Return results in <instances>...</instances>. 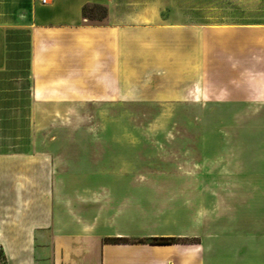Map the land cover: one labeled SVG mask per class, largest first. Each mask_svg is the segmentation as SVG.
<instances>
[{"label": "crops", "instance_id": "0c3cea01", "mask_svg": "<svg viewBox=\"0 0 264 264\" xmlns=\"http://www.w3.org/2000/svg\"><path fill=\"white\" fill-rule=\"evenodd\" d=\"M163 74L208 77L207 107L240 131L159 149L56 131V108L162 101ZM0 248L6 264H264V0H0Z\"/></svg>", "mask_w": 264, "mask_h": 264}, {"label": "rangeland", "instance_id": "374dc122", "mask_svg": "<svg viewBox=\"0 0 264 264\" xmlns=\"http://www.w3.org/2000/svg\"><path fill=\"white\" fill-rule=\"evenodd\" d=\"M93 11H98L96 8ZM87 19V18H86ZM88 20V19H87ZM91 23H98L96 20H88ZM25 33L21 34V67H27V52L25 48ZM168 63V62H166ZM173 64V62H169ZM190 66V65H189ZM184 65L183 69L189 67ZM184 73L185 70H182ZM208 77L190 76L174 77L162 75V101L158 102H124L113 107L85 106L82 108H56V131L65 128L67 132L88 131L106 132L112 131L120 134H134V143L151 144L152 148H162V133H238L240 125L238 115L225 112L221 107H207L206 90L215 87L208 84ZM189 94L194 91L193 99L196 102L179 103L175 96L174 83ZM159 88V86H157ZM152 88H155L154 86ZM204 93V95H203ZM245 131V129H244ZM249 131V129H246ZM151 138V140H144ZM200 152L212 154L213 151L223 149L224 142L207 141L200 142ZM204 145V146H203ZM151 240V239H150ZM2 254L0 253V260Z\"/></svg>", "mask_w": 264, "mask_h": 264}, {"label": "trees", "instance_id": "16d2710c", "mask_svg": "<svg viewBox=\"0 0 264 264\" xmlns=\"http://www.w3.org/2000/svg\"><path fill=\"white\" fill-rule=\"evenodd\" d=\"M96 8L98 11H93L92 9ZM108 14V7L104 4H86L83 6V15L88 20H96L98 23H102L105 21ZM120 240V239H115ZM143 241V240H140ZM179 241V238L175 237H154L151 238L150 242L155 244H171ZM0 253L2 254V259L0 260V264H6V256L3 250L0 248Z\"/></svg>", "mask_w": 264, "mask_h": 264}, {"label": "built area", "instance_id": "2783aa9c", "mask_svg": "<svg viewBox=\"0 0 264 264\" xmlns=\"http://www.w3.org/2000/svg\"><path fill=\"white\" fill-rule=\"evenodd\" d=\"M40 4L47 5L53 2V0H37Z\"/></svg>", "mask_w": 264, "mask_h": 264}]
</instances>
